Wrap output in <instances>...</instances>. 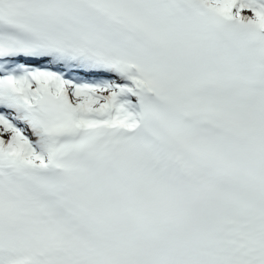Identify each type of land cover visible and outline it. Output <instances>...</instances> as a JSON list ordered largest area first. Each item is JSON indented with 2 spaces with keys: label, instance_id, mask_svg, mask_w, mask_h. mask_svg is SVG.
I'll use <instances>...</instances> for the list:
<instances>
[{
  "label": "snow or ice",
  "instance_id": "obj_1",
  "mask_svg": "<svg viewBox=\"0 0 264 264\" xmlns=\"http://www.w3.org/2000/svg\"><path fill=\"white\" fill-rule=\"evenodd\" d=\"M0 264H264V0H0Z\"/></svg>",
  "mask_w": 264,
  "mask_h": 264
}]
</instances>
